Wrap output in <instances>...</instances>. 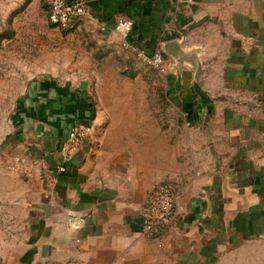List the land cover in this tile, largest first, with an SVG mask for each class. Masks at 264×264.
I'll list each match as a JSON object with an SVG mask.
<instances>
[{
    "label": "crops",
    "instance_id": "0c3cea01",
    "mask_svg": "<svg viewBox=\"0 0 264 264\" xmlns=\"http://www.w3.org/2000/svg\"><path fill=\"white\" fill-rule=\"evenodd\" d=\"M121 19L135 22L126 50H164L179 152L158 143L155 115L98 111L86 84L35 80L0 144V264H230L264 243V0H88L69 31L50 24L49 0H0V41L81 32L115 53ZM75 122L93 132L55 174ZM160 184L175 216L145 236Z\"/></svg>",
    "mask_w": 264,
    "mask_h": 264
},
{
    "label": "rangeland",
    "instance_id": "374dc122",
    "mask_svg": "<svg viewBox=\"0 0 264 264\" xmlns=\"http://www.w3.org/2000/svg\"><path fill=\"white\" fill-rule=\"evenodd\" d=\"M97 44L96 39L81 32L63 31L25 46H4L0 41V144L19 98L35 80L50 77L86 84L98 111L131 109L155 115L162 130L158 143L170 142L179 152L181 133L175 132L172 122L181 123L175 115L180 103L169 92L164 69L142 64L125 47L115 53H98ZM240 254V259L230 264H264V243L251 244Z\"/></svg>",
    "mask_w": 264,
    "mask_h": 264
},
{
    "label": "built area",
    "instance_id": "2783aa9c",
    "mask_svg": "<svg viewBox=\"0 0 264 264\" xmlns=\"http://www.w3.org/2000/svg\"><path fill=\"white\" fill-rule=\"evenodd\" d=\"M88 0H49V22L52 26L69 31L87 14ZM132 19H121L116 24V31L122 36L123 46L130 48L129 37L134 29ZM105 30V28H103ZM137 58L154 69H164L165 56L161 47L151 53L143 49L136 50ZM93 129L89 125L75 122L59 148L60 161L55 165V174L65 175L74 158L85 148ZM176 212V197L173 189L167 184L156 188L155 196L150 203L143 226L145 236H157L172 221Z\"/></svg>",
    "mask_w": 264,
    "mask_h": 264
},
{
    "label": "water",
    "instance_id": "95a60500",
    "mask_svg": "<svg viewBox=\"0 0 264 264\" xmlns=\"http://www.w3.org/2000/svg\"><path fill=\"white\" fill-rule=\"evenodd\" d=\"M162 52L164 53V50L162 49Z\"/></svg>",
    "mask_w": 264,
    "mask_h": 264
}]
</instances>
